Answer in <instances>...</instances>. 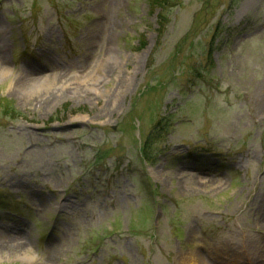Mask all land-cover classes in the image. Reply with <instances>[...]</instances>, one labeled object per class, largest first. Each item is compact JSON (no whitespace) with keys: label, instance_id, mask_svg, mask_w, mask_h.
Masks as SVG:
<instances>
[{"label":"rangeland","instance_id":"obj_1","mask_svg":"<svg viewBox=\"0 0 264 264\" xmlns=\"http://www.w3.org/2000/svg\"><path fill=\"white\" fill-rule=\"evenodd\" d=\"M156 12L0 0V264H264V0Z\"/></svg>","mask_w":264,"mask_h":264},{"label":"trees","instance_id":"obj_2","mask_svg":"<svg viewBox=\"0 0 264 264\" xmlns=\"http://www.w3.org/2000/svg\"><path fill=\"white\" fill-rule=\"evenodd\" d=\"M178 0H147V3L149 4L152 11L157 9L156 12V18H157V33L158 36H161L168 24V10L170 6H173L177 3ZM155 128V127H154ZM160 133L159 131L155 134L149 133L148 137L146 138L145 144L150 143L152 140H154L156 137H159ZM144 154L146 158L151 157V151H148L146 148L144 149Z\"/></svg>","mask_w":264,"mask_h":264},{"label":"bare ground","instance_id":"obj_3","mask_svg":"<svg viewBox=\"0 0 264 264\" xmlns=\"http://www.w3.org/2000/svg\"><path fill=\"white\" fill-rule=\"evenodd\" d=\"M262 210H264V199L262 201ZM187 264H196V260L194 257L189 258V262Z\"/></svg>","mask_w":264,"mask_h":264}]
</instances>
